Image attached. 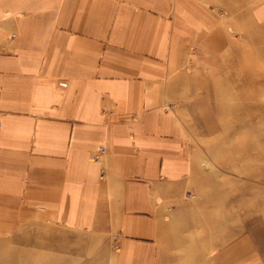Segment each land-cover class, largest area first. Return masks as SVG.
Here are the masks:
<instances>
[{
    "label": "crops",
    "instance_id": "crops-1",
    "mask_svg": "<svg viewBox=\"0 0 264 264\" xmlns=\"http://www.w3.org/2000/svg\"><path fill=\"white\" fill-rule=\"evenodd\" d=\"M243 13L264 25V0H0V232L114 237V264H264L196 190L185 107L191 47L220 55Z\"/></svg>",
    "mask_w": 264,
    "mask_h": 264
},
{
    "label": "rangeland",
    "instance_id": "rangeland-1",
    "mask_svg": "<svg viewBox=\"0 0 264 264\" xmlns=\"http://www.w3.org/2000/svg\"><path fill=\"white\" fill-rule=\"evenodd\" d=\"M226 22L229 47L206 56L191 47L198 69L185 72L194 84L185 107L194 127L196 190L215 191L225 210L237 209L243 236L264 255V25L246 13L242 25ZM111 238L23 222L0 232V264H114Z\"/></svg>",
    "mask_w": 264,
    "mask_h": 264
},
{
    "label": "built area",
    "instance_id": "built-area-1",
    "mask_svg": "<svg viewBox=\"0 0 264 264\" xmlns=\"http://www.w3.org/2000/svg\"><path fill=\"white\" fill-rule=\"evenodd\" d=\"M102 151V149H99V152H101ZM114 247H116L115 245H114Z\"/></svg>",
    "mask_w": 264,
    "mask_h": 264
},
{
    "label": "bare ground",
    "instance_id": "bare-ground-1",
    "mask_svg": "<svg viewBox=\"0 0 264 264\" xmlns=\"http://www.w3.org/2000/svg\"><path fill=\"white\" fill-rule=\"evenodd\" d=\"M261 108V107H260ZM262 109V108H261ZM248 113V112H247ZM249 115V114H248Z\"/></svg>",
    "mask_w": 264,
    "mask_h": 264
}]
</instances>
